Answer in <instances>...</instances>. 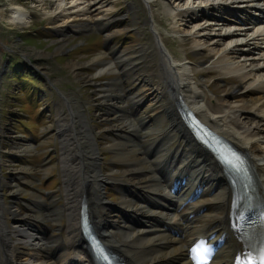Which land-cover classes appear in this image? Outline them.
Instances as JSON below:
<instances>
[{"label": "bare ground", "instance_id": "obj_1", "mask_svg": "<svg viewBox=\"0 0 264 264\" xmlns=\"http://www.w3.org/2000/svg\"><path fill=\"white\" fill-rule=\"evenodd\" d=\"M37 1L41 2L39 6L42 7L43 0ZM51 1L56 11L43 12L44 15L57 14L65 24L77 19L84 21L72 23L71 29L101 27L103 29H98L104 31V37L110 43L102 54L87 62L96 70L86 77L88 81L95 82L106 73L120 72L122 76L123 81L119 76L108 78L100 85L102 90L95 91L97 95H102L99 103L102 113L94 116H103L105 120L112 116L117 122L110 124L108 130L120 138H111L109 147L116 153L114 159L124 164V169L122 176L115 178V181L110 174H104L98 166V153L95 142L91 141V133L84 126H73L72 132L60 137L59 145L64 187L69 196L66 202L68 207H65L69 211L67 228L70 231L63 241L55 234L48 235L41 222L48 219L58 222L61 215L57 207L44 210L43 202L35 193L33 196L37 204H33V208L37 215L18 216L16 212L19 209L12 206L9 212L18 218V225L14 226V231H10L3 222L6 208L0 201V250L4 264H92L89 255L80 247L79 220L83 196L102 240L120 252L128 264H193L188 251L198 240L212 242L217 247L209 264H234L235 257L240 254L241 242L225 224L229 189L224 183L221 169L186 130L175 104L180 102L193 110L213 130L245 151L257 174L258 189L264 193V66L258 67L254 59L248 58L251 55L249 48L246 51L244 47L223 43L230 34L218 35L216 39L203 31L191 33L185 40L192 42L195 52L206 48L209 50L204 62L208 67L205 74L214 75L211 69L216 67L226 77L238 76L243 80L241 89L221 86V81L217 80L215 87L220 88L223 98L219 104L210 106L205 101L203 89L190 82V66L175 60L166 48L160 28L156 26L158 20L155 12L150 8L151 20H142L141 10L131 1L134 9L132 22L125 28L114 29L111 26L116 22L112 16L108 17L110 9L106 1L92 0L88 4L85 0ZM202 1L204 5L194 8L191 13L184 11L186 17L191 20L197 12L209 10L229 12L228 19L232 24L241 22L237 28L264 45V0ZM143 2L145 5L160 6L165 18H170L169 26L176 32L175 36L177 33L181 35L182 26L190 22L185 20L181 23L179 14L173 13L167 0ZM6 10L8 16L5 15ZM30 13L25 6L10 4L7 9L0 7V20L21 29L29 23ZM143 26H147L146 30L152 34L151 39H147L149 43H136L137 40H134L121 49L111 43L119 32L128 27L141 36ZM60 30L62 44L57 50L63 52L68 48L63 46L65 38ZM108 52L114 61L102 58ZM242 57L244 59L240 60ZM76 66V63L72 64L73 68ZM129 99L133 117L130 111H125L128 110L126 100ZM68 100L78 113L76 100ZM56 116L58 122H68L65 115H60L59 109ZM166 121L167 126L162 127ZM174 131L185 138L188 150L176 152L169 149L168 142H171ZM163 139L167 140V144ZM10 149L15 150L12 151L14 154L29 150L26 145L11 144ZM47 168H43L44 171ZM32 170L36 168L27 165L13 171ZM116 170L111 169L109 173ZM0 176L1 188V180L5 185L7 181L1 173ZM19 178L29 181L21 176ZM112 181L122 194L116 207L133 217L116 220L110 206L104 203L101 187ZM9 184L16 189L15 192L25 191L17 182L11 181Z\"/></svg>", "mask_w": 264, "mask_h": 264}, {"label": "rangeland", "instance_id": "obj_2", "mask_svg": "<svg viewBox=\"0 0 264 264\" xmlns=\"http://www.w3.org/2000/svg\"><path fill=\"white\" fill-rule=\"evenodd\" d=\"M85 1L88 4L92 0ZM103 1H106L105 4L109 3L107 4L110 9L108 17L112 16L113 21L116 22L111 26L114 29L125 28L132 22L134 9L130 4L131 1H134L132 3L141 10L142 20H151L149 8L152 12H155L156 20H158L156 26L158 29L160 28L159 31L166 48L175 57V60H180L190 66L192 70L190 75L192 80L190 82L203 89L205 101L210 106L219 104L223 98L220 88L215 87L217 80L221 81V86H234L239 89L244 85L243 80L238 76H233L234 78L232 76L226 77L216 67L211 69L214 75L205 74L204 71L208 70V67L204 65V62L208 58L209 50L206 48L200 52H195L192 48V42L185 40V38H189L191 33L203 31V33L216 39L219 37L218 35L230 34L227 38H224L223 43H232V46L244 47L246 51L249 48L251 55L248 58L254 59L253 61L255 64L257 63L258 67L264 66V45L262 42L252 39L248 35L249 33L245 34L244 31L240 33L236 26L227 25V22L217 19V17L223 16L222 13L204 11L197 12L195 16L191 14V20L190 17H186L187 14L184 11L191 13L194 8L204 5L202 0H167L173 13L180 15H178V19H182L181 23L190 20L189 23L182 26L181 35L177 33V36H175L176 32L170 29V20H168L170 18H165L166 16L162 13L160 6H154L156 4L153 6L145 5L143 0ZM40 3L37 0H0V7L5 9L10 4H16L25 6L31 12L29 23L21 29L0 20V42L2 43L0 45V128L2 129L0 136V173L7 181L5 185L1 180L0 201L6 208L3 213V222L8 230L14 231V226L18 225V218L12 216L9 212L10 208L12 206L18 208L19 211L16 212L18 216H36L37 211L34 210L33 204H37V201L33 193L37 194L44 204V210L57 207V211L61 215L60 220L52 222L48 219L41 223L47 227L48 235L55 234L63 241L67 232L70 231V228H67L69 211L66 210V207H68L66 204L67 197L69 196L66 195L64 187L63 172L59 161L58 137L56 135L59 130L54 120L57 117L55 110L58 109V106H62L65 113L67 109L65 101L59 95H56L53 86L57 87L67 98L85 101V107L94 116L97 111L102 113L101 106L98 105L102 99L95 91L99 90L103 81H108V78L119 76V74L106 73L100 76L99 81H88L86 76L92 74L96 69L88 65L87 62L103 53L102 48L105 38L103 34L100 37L98 32V28H103L95 27L91 28L92 30L89 29V31L83 29V31L79 30L76 35H73L65 29V26L84 21H78L77 19V21L70 22L71 24H65L62 17L57 14L53 16L44 15L43 12L56 11L53 1L43 0L42 7L39 6ZM5 15L8 16L7 10ZM146 27H142L141 31L143 33L141 36L132 27L123 29L113 41L121 47H127L134 40H137L136 43H149L148 40L151 39L152 34L146 30ZM60 29H62L65 38L63 46L68 48L64 49L63 52L57 50L62 44L59 39ZM80 42L83 43L80 44ZM24 56L29 60L28 66H24ZM102 58L110 59L113 57L110 54H103ZM243 59L244 57L240 58V60ZM75 63L77 68L72 67V64ZM13 66H16V69ZM23 71H29L39 78L44 77L46 82H37V80L31 82L29 79H19L18 81L23 83V91L17 92L15 88L19 84L17 77ZM77 100L76 106H78ZM93 118L95 119L96 129L101 130L100 133L95 134L99 147L107 149L112 144L110 138L118 139L110 129L108 130V126L117 122L114 121L112 116L108 120H104L103 116L101 118L94 116ZM16 119L22 121L17 122ZM167 123L166 121L162 127L167 126ZM171 135L173 138L169 145L170 148L176 149V146L178 148V145L185 144V138L180 133L174 131ZM9 143L18 146L26 145L29 150L23 154H14L12 151L15 150L10 149ZM185 148L187 149L186 145ZM110 149L99 153L101 158L100 168L104 174H110V177H113L115 181V178L122 176L124 164L114 159L116 153L113 149ZM27 165L36 168V170L31 172L13 171L15 168ZM46 167H48L47 171H44L43 168ZM111 169L117 170L109 173ZM19 176L30 182L20 179ZM11 181L17 182L25 191L15 192L16 189L9 184ZM114 181L108 185L104 184L101 187V192L105 198L104 203L110 206L115 219H118L116 215L120 216V214L118 213L119 210L117 211L118 208L115 207L119 206L122 194ZM113 206L115 209H112ZM37 225L35 224V226Z\"/></svg>", "mask_w": 264, "mask_h": 264}, {"label": "snow or ice", "instance_id": "obj_3", "mask_svg": "<svg viewBox=\"0 0 264 264\" xmlns=\"http://www.w3.org/2000/svg\"><path fill=\"white\" fill-rule=\"evenodd\" d=\"M261 264H264V259H262Z\"/></svg>", "mask_w": 264, "mask_h": 264}]
</instances>
